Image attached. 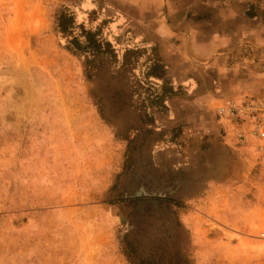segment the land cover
Returning <instances> with one entry per match:
<instances>
[{
  "label": "rangeland",
  "instance_id": "obj_1",
  "mask_svg": "<svg viewBox=\"0 0 264 264\" xmlns=\"http://www.w3.org/2000/svg\"><path fill=\"white\" fill-rule=\"evenodd\" d=\"M88 1L0 0V264H264V209L230 227L181 196L218 142L217 184L199 195L226 209L252 198L240 185L259 168L233 161L264 155L236 145L217 110L263 96L243 92L262 77L172 74L107 0Z\"/></svg>",
  "mask_w": 264,
  "mask_h": 264
},
{
  "label": "crops",
  "instance_id": "obj_2",
  "mask_svg": "<svg viewBox=\"0 0 264 264\" xmlns=\"http://www.w3.org/2000/svg\"><path fill=\"white\" fill-rule=\"evenodd\" d=\"M92 1L87 2L86 7L89 11L95 8ZM107 1L115 9L123 26L141 30L146 41L157 46L159 57L164 59L167 69L172 74L187 75L195 63L218 75H258L262 77V83L258 87L247 86L243 92L247 90L255 94L264 92V0ZM232 59L235 61L228 62ZM171 68L177 70L173 73ZM221 89L224 92L222 96L227 97H235L236 91L242 90L234 83ZM212 144L217 152L227 149L221 143ZM215 151L211 158L207 152L200 154L197 172L186 177L185 186L189 189L186 190L187 193H181L182 199L195 203L200 209L199 212L209 215L206 218L227 219L230 227L233 224L241 225L237 219L250 220L255 217L253 210L264 209V194L261 192L257 194V190L253 189L264 188V158L258 159L251 150V152L245 150L244 156L241 153L242 157L237 154V162L234 160V164L243 163L242 167L250 170L258 167L261 176L258 181L247 179L248 185H240L247 188V192L252 195V198L244 202V208L239 206L241 199L229 197L233 200L228 201L230 206L226 209L223 200L210 198L209 194L199 195L203 186L217 184L214 181L216 175L213 169L207 170L208 165L219 167L223 164L222 157ZM204 154L207 156L206 160L202 157ZM205 167L208 171L206 174ZM180 182L183 184L182 178ZM193 187L194 191H190Z\"/></svg>",
  "mask_w": 264,
  "mask_h": 264
},
{
  "label": "built area",
  "instance_id": "obj_3",
  "mask_svg": "<svg viewBox=\"0 0 264 264\" xmlns=\"http://www.w3.org/2000/svg\"><path fill=\"white\" fill-rule=\"evenodd\" d=\"M217 116L230 124V137L236 145L264 155V95L230 101L217 110Z\"/></svg>",
  "mask_w": 264,
  "mask_h": 264
},
{
  "label": "trees",
  "instance_id": "obj_4",
  "mask_svg": "<svg viewBox=\"0 0 264 264\" xmlns=\"http://www.w3.org/2000/svg\"><path fill=\"white\" fill-rule=\"evenodd\" d=\"M57 23H58V28L59 31L64 34L65 32L69 31L72 28L73 25V18L70 15L65 14L64 12H62L58 19H57ZM93 35L92 32H88L87 36H91ZM72 43L77 44L78 43V39L76 37L72 38ZM91 40L86 41L87 44H91L93 42H91Z\"/></svg>",
  "mask_w": 264,
  "mask_h": 264
},
{
  "label": "bare ground",
  "instance_id": "obj_5",
  "mask_svg": "<svg viewBox=\"0 0 264 264\" xmlns=\"http://www.w3.org/2000/svg\"><path fill=\"white\" fill-rule=\"evenodd\" d=\"M137 217V216H136Z\"/></svg>",
  "mask_w": 264,
  "mask_h": 264
}]
</instances>
